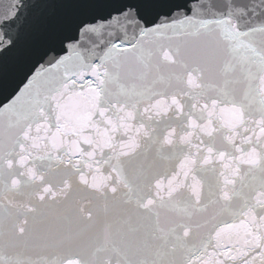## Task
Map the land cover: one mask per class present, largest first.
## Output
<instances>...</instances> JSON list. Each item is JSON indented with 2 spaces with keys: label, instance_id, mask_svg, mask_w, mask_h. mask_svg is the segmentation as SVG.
Listing matches in <instances>:
<instances>
[{
  "label": "snow or ice",
  "instance_id": "obj_1",
  "mask_svg": "<svg viewBox=\"0 0 264 264\" xmlns=\"http://www.w3.org/2000/svg\"><path fill=\"white\" fill-rule=\"evenodd\" d=\"M0 264H264V0L0 14Z\"/></svg>",
  "mask_w": 264,
  "mask_h": 264
},
{
  "label": "water",
  "instance_id": "obj_2",
  "mask_svg": "<svg viewBox=\"0 0 264 264\" xmlns=\"http://www.w3.org/2000/svg\"><path fill=\"white\" fill-rule=\"evenodd\" d=\"M14 2L15 0H0V14L6 12Z\"/></svg>",
  "mask_w": 264,
  "mask_h": 264
}]
</instances>
